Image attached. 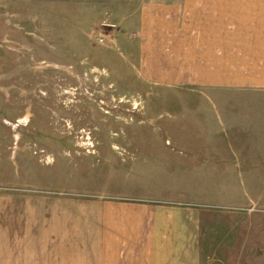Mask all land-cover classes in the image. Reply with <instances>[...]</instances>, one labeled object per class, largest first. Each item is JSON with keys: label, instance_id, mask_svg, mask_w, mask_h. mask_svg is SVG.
Listing matches in <instances>:
<instances>
[{"label": "rangeland", "instance_id": "1", "mask_svg": "<svg viewBox=\"0 0 264 264\" xmlns=\"http://www.w3.org/2000/svg\"><path fill=\"white\" fill-rule=\"evenodd\" d=\"M101 1L0 0V222L27 204L35 224L32 244L2 233L0 264H89L88 242L48 236L56 212L81 223L90 198L191 183L175 166L176 143L211 139L206 127L218 125V111L248 105L140 80L128 44L136 33ZM213 139L229 138L222 131ZM239 184L228 174L210 181L216 194ZM228 196L214 198L228 206Z\"/></svg>", "mask_w": 264, "mask_h": 264}, {"label": "crops", "instance_id": "2", "mask_svg": "<svg viewBox=\"0 0 264 264\" xmlns=\"http://www.w3.org/2000/svg\"><path fill=\"white\" fill-rule=\"evenodd\" d=\"M102 1L136 33L128 44L140 80L248 105L218 111V125L206 127L211 139L176 143L175 166L191 183L90 198L80 205L89 210L81 223H66L59 209L57 223L45 225L48 236L88 242L89 264H264V191L255 190L264 181V0ZM222 131L229 139H213ZM227 174L240 188L216 194L210 181ZM193 180L208 182L199 188ZM225 194L228 206L214 198ZM18 213L0 222V237L32 244L27 204Z\"/></svg>", "mask_w": 264, "mask_h": 264}]
</instances>
